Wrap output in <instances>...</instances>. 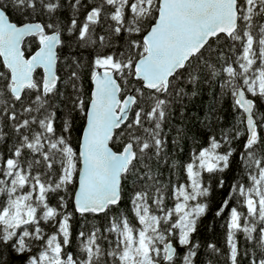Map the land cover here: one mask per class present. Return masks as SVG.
<instances>
[{
	"label": "snow or ice",
	"instance_id": "obj_1",
	"mask_svg": "<svg viewBox=\"0 0 264 264\" xmlns=\"http://www.w3.org/2000/svg\"><path fill=\"white\" fill-rule=\"evenodd\" d=\"M208 78L234 121L177 160L172 107ZM229 171L204 262L205 176ZM241 233L264 264V0H0V264H240Z\"/></svg>",
	"mask_w": 264,
	"mask_h": 264
},
{
	"label": "trees",
	"instance_id": "obj_2",
	"mask_svg": "<svg viewBox=\"0 0 264 264\" xmlns=\"http://www.w3.org/2000/svg\"><path fill=\"white\" fill-rule=\"evenodd\" d=\"M65 15H67L65 13ZM83 19V15H81ZM69 49H65L67 54ZM73 52H76L73 46ZM82 58V64L84 65L80 71L82 73L81 80L83 83L84 95L87 97L91 84L88 80V62L91 59V53L87 50H82L77 53ZM64 71H68L67 68ZM64 75V72H61ZM220 80L217 79H202L197 85L187 84L184 85L185 91L188 93L181 103L175 104L172 107L170 114V122L165 126V132L168 140V151L177 160H187L190 152L194 149L193 139L196 138L200 142H204L206 137L212 134L221 132L222 129L228 128L234 121V113L232 110V98L229 95L223 93ZM71 91V89H68ZM195 92V95L192 93ZM211 116L212 119H208ZM82 126V121L77 117L75 121V129L73 133V144L75 146L76 137L79 136V129ZM177 129H182L184 138L181 139L179 145H173V138L176 137ZM242 144L243 141H240ZM235 146V145H234ZM235 167V165H234ZM163 175L161 179H168L170 173L167 169H163ZM226 181L225 187L220 189L217 187L219 176L208 177L205 176V180L211 183V195L208 197L209 211L205 216L200 219L197 232L194 235V240L201 244L200 257L206 262L209 259V255L206 252V246L209 243L215 244L221 249L223 253H227L226 245V226L225 221L227 219V212L221 216H216V211L220 207L222 201L228 195V185L233 182V172L229 171L224 174ZM131 183V181H129ZM122 210V209H121ZM91 221L92 218L90 217ZM105 220L102 217L95 218V224L97 226H103ZM81 221L77 218L73 223V231L79 230ZM87 226H90L87 225ZM238 244L242 250L247 251V255H241L239 257L240 264H252L255 260L258 264V257L260 250L252 247L254 241L246 242L243 234L238 235ZM183 252V249H180ZM23 257H16L9 253V264H22ZM197 264H201V260H197ZM218 264H230V261L226 262V255H222L218 258Z\"/></svg>",
	"mask_w": 264,
	"mask_h": 264
}]
</instances>
